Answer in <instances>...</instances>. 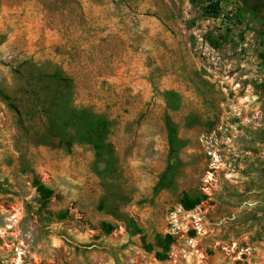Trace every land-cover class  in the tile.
I'll use <instances>...</instances> for the list:
<instances>
[{"label": "rangeland", "instance_id": "rangeland-1", "mask_svg": "<svg viewBox=\"0 0 264 264\" xmlns=\"http://www.w3.org/2000/svg\"><path fill=\"white\" fill-rule=\"evenodd\" d=\"M0 264H264V0H0Z\"/></svg>", "mask_w": 264, "mask_h": 264}, {"label": "trees", "instance_id": "trees-1", "mask_svg": "<svg viewBox=\"0 0 264 264\" xmlns=\"http://www.w3.org/2000/svg\"><path fill=\"white\" fill-rule=\"evenodd\" d=\"M218 6H219V3L215 2L211 5H208L206 9L209 10L211 13H215L218 10ZM38 190L40 193H42V195L45 198L51 195V191L47 190L42 185H38ZM198 203L199 201L197 199L190 200V199L184 198L182 200L183 208L187 211L193 209Z\"/></svg>", "mask_w": 264, "mask_h": 264}]
</instances>
